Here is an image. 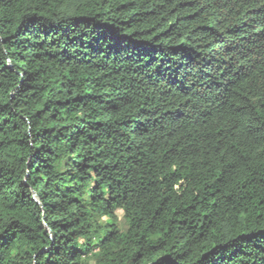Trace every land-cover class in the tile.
Listing matches in <instances>:
<instances>
[{
	"label": "trees",
	"instance_id": "trees-1",
	"mask_svg": "<svg viewBox=\"0 0 264 264\" xmlns=\"http://www.w3.org/2000/svg\"><path fill=\"white\" fill-rule=\"evenodd\" d=\"M0 264H264V0H0Z\"/></svg>",
	"mask_w": 264,
	"mask_h": 264
},
{
	"label": "rangeland",
	"instance_id": "rangeland-1",
	"mask_svg": "<svg viewBox=\"0 0 264 264\" xmlns=\"http://www.w3.org/2000/svg\"><path fill=\"white\" fill-rule=\"evenodd\" d=\"M119 216L121 217V225L124 227V220L122 219L123 216L121 211H119Z\"/></svg>",
	"mask_w": 264,
	"mask_h": 264
}]
</instances>
